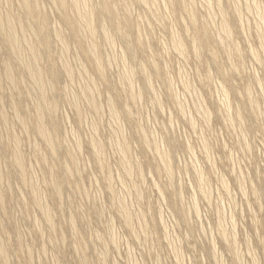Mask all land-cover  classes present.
Returning a JSON list of instances; mask_svg holds the SVG:
<instances>
[{
    "label": "rangeland",
    "instance_id": "374dc122",
    "mask_svg": "<svg viewBox=\"0 0 264 264\" xmlns=\"http://www.w3.org/2000/svg\"><path fill=\"white\" fill-rule=\"evenodd\" d=\"M86 1L84 4L89 6L88 9H93L94 6L97 8L104 2ZM143 1L107 0L116 8L117 20L128 18L133 23L124 27L123 34L126 33L124 37L128 38V43L115 31L109 18H94L97 25L101 21L106 23L112 38L107 43L108 39L100 30L95 34L102 59L100 74L93 58L86 52L91 37L84 32L80 33V41L73 37L71 29L62 19L64 8L61 9L55 0H38L35 8L45 16L44 36L49 38L47 44L37 40L36 36L33 37L35 18L23 13L20 8L22 0H1L2 18L15 14L13 18V15L9 16L13 20L11 22L15 23L14 33H20L15 34L17 40L26 35L28 37V40L21 39L24 44L21 40L19 42L20 49L27 46L20 51L22 60L27 61L31 57L27 42L38 49L40 64L37 69L41 68L39 71L46 83V98L56 101L57 107L52 114L47 112L44 117L47 128L53 133V151L35 128V111L40 103L37 91L39 86L34 85V79L27 77L29 75L20 68L21 61L16 60L18 55L14 56L13 52L10 54L4 35L0 33V93H3L0 94V176L3 178L0 179V202L4 201L0 203V243L6 249V257L9 259L6 258L4 263L0 256V264H264V0H220L221 3L218 4L216 0H209L212 6L208 0H183V3L180 0L179 3L174 1V4L173 1L172 4L169 3V0H154V3H151L153 0ZM221 9L231 24V37H226L221 29ZM190 11L195 13V22L190 19ZM68 12L72 13L70 10ZM208 14H211L209 16L213 23L208 20ZM21 16L23 19L17 21ZM21 23L23 25L20 28ZM56 29H60L59 32H55ZM203 29L210 35L208 43L202 41L200 33ZM172 32L177 35H172ZM59 33L64 34L67 46L59 40L61 38H56ZM113 35H116L114 40ZM139 35L142 42L138 40ZM177 38L182 39L186 53L176 48ZM234 44L239 48L238 53L234 51ZM177 52H181L183 57ZM200 55L199 60L197 57ZM106 59H111L110 62L107 60L110 64ZM154 61L155 63H151ZM5 62L9 63L15 74L13 76L18 90L12 89L15 84L9 82L5 71L1 69ZM64 63L68 64L73 74L71 70L70 74L64 71ZM232 63L238 66L237 70ZM139 65L142 66L141 69ZM81 67L83 70H80ZM127 67L135 68V75H131L130 79L126 77L128 80H119L125 75ZM148 70L149 75L146 72ZM122 71L125 73H121ZM122 74L124 75L120 76ZM126 80L131 83L130 86ZM29 86L30 89H27ZM83 89L86 90L84 95L81 93ZM90 90L95 97L94 108L87 96V91ZM223 91H227L228 95ZM247 91L252 92L249 94L252 97L254 95V99L249 97ZM131 94L135 96L133 99ZM138 96L140 99L137 100ZM218 100L223 108L217 103ZM225 102H229L230 111L225 107ZM181 103L184 108L180 106ZM73 105L79 108L75 110ZM202 106L203 109L200 108ZM205 109H209L210 115ZM129 112H132L131 115ZM228 115L231 120H228ZM22 118L27 121L26 125L21 124ZM51 121L53 122L50 123ZM91 140L95 141L94 144L97 141L100 144L94 146ZM117 142H120L119 146L123 145L120 147H123L121 150L124 149L125 154L122 153L125 156L118 150ZM15 151H20L19 156ZM37 152H41L40 157ZM100 154L101 157H97ZM160 155L163 159H160ZM17 156L21 157L22 169L15 165ZM122 156H129L128 160L125 161ZM101 159H105V162ZM22 170H25L24 173ZM50 170L55 175L49 176ZM127 171L131 173L128 174ZM57 178L58 181L55 180ZM200 180L203 183L199 184ZM6 181L8 182L5 183ZM57 184L60 193L52 190ZM224 184L229 190H225ZM200 185L202 188H199ZM30 186H35L37 193L42 190L41 197L38 196L42 205L35 203ZM206 190H210V194ZM44 192L47 196L43 195ZM138 194L142 195L141 198ZM57 197L60 200L56 201ZM122 202L125 210L120 206H123ZM44 211L49 212L50 220H47L49 218ZM126 213L134 215L127 216ZM123 214L128 218L136 216L129 219L134 224L126 222L127 218ZM140 216H144V219ZM52 218L54 222H51ZM235 243L237 244L234 245Z\"/></svg>",
    "mask_w": 264,
    "mask_h": 264
},
{
    "label": "bare ground",
    "instance_id": "6f19581e",
    "mask_svg": "<svg viewBox=\"0 0 264 264\" xmlns=\"http://www.w3.org/2000/svg\"><path fill=\"white\" fill-rule=\"evenodd\" d=\"M10 1V0H9ZM52 1H54V0H52ZM141 1H143V0H141ZM148 1H150V0H148ZM170 1V2H169ZM168 2L169 3H171L172 4V1H173V4H174V1H176L177 3H179V2H181L180 0H169ZM188 1V0H187ZM191 1V0H190ZM209 1V0H208ZM217 1V2H216ZM215 2H216V4H218V3H221V2H219L220 0H216ZM55 2L58 4V6L61 8V9H63L64 8V11H62L63 12V14L61 13V15H62V19H63V21L66 23V25H68L69 26V28L71 29V31H72V34H73V37L74 38H76L77 40H79L80 41V39H79V36H80V33H82V32H84V33H86L89 37H91V42H90V44H89V47H88V49L86 50V52H87V54L88 55H90L92 58H93V61H94V64H95V66L97 67V70L99 71V73L100 74H102V66H101V56H100V52H99V50H98V44L96 43V40H95V34L97 33V31L98 30H100V32L102 33V35L106 38V39H108V41H107V43L108 42H110V40L109 39H112L110 36V30H109V28L107 27V25H106V23L105 22H103V21H101L98 25L97 24H95V22H94V18L96 17V16H98V17H100V20H103V19H105V18H109V21L112 23L111 25H113V27L115 28V31L119 34V36L125 41V42H127L128 43V38L127 37H124V35L126 34H123V32H124V27H128L129 25H132L133 23H132V21H130V19H128V18H124L123 19V21H119V20H117V18H116V12H117V10H116V8L112 5V4H110L109 2H107V0H104V2L102 3V5H99L97 8H95L96 6H94V7H92L93 9H88V7L84 4L85 2H87L86 0H55ZM144 2V3H143ZM142 3L143 4H145V1H143ZM154 3L155 1L153 0V1H151V3ZM167 2V1H166ZM210 2V1H209ZM211 2H212V0H211ZM211 2H210V5H211ZM0 3H1V0H0ZM22 4L19 6L22 10H23V13H25L27 16H30V17H33V18H35V29L33 28V31H35V33H34V36L33 37H37V40L39 39L42 43H44V44H47V42H48V39H46L45 38V36H44V34H45V26H46V24H45V21H46V19H45V16L43 15V14H40V12L39 11H37V9H35V8H37L36 7V5H37V3H38V0H22V2H21ZM54 3V2H53ZM182 3H183V0H182ZM206 3V2H205ZM89 4V3H88ZM149 4V3H148ZM83 5L84 6H86V7H83ZM123 5H125V4H123ZM146 5V4H145ZM145 5H143L144 7H145ZM207 5V4H206ZM220 5V4H219ZM218 5V7L220 8V6ZM237 4H235V6H236ZM148 5H146V8H148L147 7ZM212 6V5H211ZM124 7V6H123ZM152 7V6H151ZM156 7V6H155ZM207 8H210L209 6H206ZM236 7H239V6H236ZM235 7V10H237V8ZM59 8V9H60ZM87 8V9H86ZM125 8V7H124ZM130 8V7H129ZM153 8V7H152ZM212 8V7H211ZM222 8V7H221ZM20 9V10H21ZM153 9H155L156 10V8H153ZM239 9V8H238ZM7 10V9H6ZM21 10V11H22ZM68 10H70V11H72V13L70 14L69 12H68ZM130 10V9H129ZM148 10H149V8H148ZM151 10V9H150ZM149 10V11H150ZM186 10V9H185ZM187 10H189V9H187ZM190 10H192V9H190ZM214 10V9H213ZM223 9H221V17L223 18H221L220 17V19H222V21L220 22L221 24V29H222V31H223V33L225 34V36L226 37H231L232 35V33H231V24H230V22H229V19L228 18H226L225 17V14H224V12L222 11ZM1 11V10H0ZM20 11V12H21ZM157 11V10H156ZM208 11V10H207ZM238 11V10H237ZM236 11V12H237ZM2 12V11H1ZM0 12V13H1ZM5 12V11H4ZM18 12V11H17ZM130 12V11H129ZM154 12V11H153ZM211 12V11H210ZM3 13V12H2ZM6 13V12H5ZM9 13V11L7 12V14ZM12 13H14V12H12ZM19 13V12H18ZM126 13V12H125ZM128 13V12H127ZM157 13V12H156ZM208 13H209V11H208ZM259 13V12H258ZM257 13V14H258ZM37 14H39V15H37ZM73 14H75L77 17H74V15ZM255 14V13H254ZM256 14V15H257ZM9 15H13L12 16V18L15 16V14H9ZM7 16V15H5V18L3 19L2 18V15H0V33L1 34H3L4 35V39L6 40V43H7V45L9 46V48H10V54H12V52L14 53L13 55L15 56V55H18V57H16V60L17 59H20L19 61H21V67L20 68H23L24 69V71L29 75V76H27V77H30L31 76V78H32V82L34 83V85H38L39 86V89H37V87H36V89H37V91H39V97H40V103L39 104H37L38 106H37V109H36V118H35V123H36V125H35V128H36V132H38L39 134H40V136L42 137V139L46 142V144H48L49 146H50V148L54 151V145H53V143H52V137H53V133H51L50 132V130L47 128V125H46V123L44 122V117H45V114L48 112V113H50V114H52V112H54L53 110L57 107V103H56V101H54V100H49L48 98H46V94H45V89H46V83H45V81H44V77H43V75H42V73L39 71V70H41V68L39 67V69H37V65H39L38 64V61H39V58H40V56H39V54H38V49H36L35 48V46L34 45H32L31 43H29V42H27V35L25 36V37H22V38H26L27 40H26V42H27V44H26V42H25V44L26 45H29V47L27 48V49H29L28 51H29V54H31V57H30V59L29 60H27V61H24V60H22V58H21V56H20V51H23L22 49L24 48V47H27V46H23V48L22 49H20V47H21V42L23 43V41L24 40H21L20 38H19V41L17 40V37H16V35H19L20 33H14V29H16V28H13V26H14V24L11 22V21H13V20H11L10 19V17L11 16ZM60 15V16H61ZM73 17H72V16ZM128 15H130V14H128ZM152 15V14H151ZM209 15H211V14H208L207 16H209ZM212 15H213V13H212ZM238 15V14H237ZM236 15V16H237ZM259 15V14H258ZM261 15V14H260ZM16 16H17V13H16ZM189 16H190V19H191V21L192 22H195V13L193 12V11H190V13H189ZM238 16H240V14L238 15ZM22 18H20L19 17V19L17 20V21H19L20 19H23V16H21ZM210 17V19H212L211 18V16H209ZM209 17H208V20L210 21V22H212L213 23V19H212V21L209 19ZM212 17H214V16H212ZM258 18H260L259 16H257ZM240 18V17H239ZM262 20H263V18H261ZM33 20V19H32ZM262 20H260L259 19V21L260 22H262ZM21 21V20H20ZM207 20H205V22H206ZM209 21H207L208 23H210ZM197 22V21H196ZM20 23V22H19ZM242 23V22H241ZM263 23V22H262ZM12 24V25H11ZM195 24V23H194ZM258 24V23H257ZM17 25H18V23H17ZM23 24L21 23V25H20V28H21V26H22ZM28 25V24H27ZM31 25V24H30ZM29 25V26H30ZM263 27H264V23H263V25H262ZM16 27V26H15ZM31 27H32V25H31ZM30 27V29H32ZM67 27V26H66ZM18 28H19V26H18ZM262 28V27H261ZM23 29H25V28H23ZM23 29H21V33H23ZM29 29V30H30ZM205 29V28H204ZM203 29V31L200 33L201 34V36H202V41H204L205 43H208V41H210V35L209 34H207V32L205 31ZM207 29V28H206ZM258 29H260V27L258 28ZM57 31H55V32H59L58 30H60V29H56ZM201 30H202V28H201ZM208 30V29H207ZM261 30V29H260ZM16 31H19V30H16ZM61 31H63L62 29H61ZM257 31V30H256ZM261 32V31H260ZM260 32H258V33H260ZM25 33V32H24ZM28 33V32H27ZM32 34H33V32H31ZM173 34L172 35H174V32H172ZM262 33V32H261ZM260 33V34H261ZM16 34V35H15ZM36 34V35H35ZM55 34V33H54ZM72 34H70V35H72ZM263 34H264V32H263ZM262 34V35H263ZM56 35H58V33L56 34ZM55 35V36H56ZM64 34H61V33H59V37H56V38H61V39H59L60 41L62 40L63 42H64V45L67 43V39L63 36ZM177 35V34H176ZM176 35H174V36H176ZM1 36V35H0ZM24 36V35H23ZM88 36H86V37H88ZM116 36V35H115ZM115 36L113 35V40H114V38H115ZM126 36V35H125ZM173 36V37H174ZM261 36V35H260ZM2 37V36H1ZM0 37V38H1ZM20 37V36H19ZM140 35H139V37H138V40L140 39ZM30 38H31V36H30ZM120 38V39H121ZM180 38V37H179ZM179 38H177L176 39V44H175V46H176V48L178 49V50H180L181 52H184V51H187L186 49L184 50V47H185V45L182 43L183 41H182V39L180 40ZM221 38V37H220ZM261 38H263V36H261ZM175 39V37L173 38V40ZM221 39H223V37L221 38ZM219 40L220 41V43L222 44V40ZM228 38H226V40H227ZM20 40H21V42H20ZM83 40V39H82ZM90 40V39H89ZM193 41H195V40H193ZM193 41H192V43H193ZM20 42V43H19ZM30 42H31V39H30ZM32 42H34V41H32ZM37 42V41H36ZM63 42H61V43H63ZM88 42V43H89ZM112 42V41H111ZM139 42H142L141 41V39L139 40ZM174 42V41H173ZM196 42V41H195ZM194 42V43H195ZM263 42V41H262ZM261 42V43H262ZM199 43V42H198ZM223 43H225V42H223ZM24 44V43H23ZM38 44V43H37ZM111 44H114L113 42L111 43ZM62 45V44H61ZM87 45V44H86ZM200 45V44H199ZM198 45V46H199ZM236 44H234L233 45V48H234V51L236 50L237 51V53H238V49L239 48H237L236 46H235ZM261 45V44H260ZM66 46H67V44H66ZM261 46H263V44L261 45ZM260 46V47H261ZM63 47H65V46H63ZM85 47V46H84ZM86 47V48H87ZM264 47V46H263ZM262 47V48H263ZM196 48V47H195ZM26 49V50H27ZM175 49V48H174ZM193 49H194V47H193ZM192 49V50H193ZM200 50V49H199ZM38 51V52H37ZM196 51H197V49H196ZM6 52V51H5ZM130 52V51H129ZM178 53V54H182V53ZM193 52H194V50H193ZM198 52V51H197ZM196 52V53H197ZM199 52H201V51H199ZM16 53V54H15ZM184 53H186V52H184ZM240 53V52H239ZM251 53L252 54H254L253 53V51L251 50ZM23 54H24V52H23ZM28 54V55H29ZM133 54V53H132ZM257 54V53H256ZM185 55V54H184ZM197 55H198V53H197ZM14 56H11V57H13L14 58ZM24 57H25V55H23ZM186 56V55H185ZM216 56V55H215ZM2 57H3V55H2ZM8 57V56H7ZM181 57H183L182 55H181ZM200 57H201V55L199 56V57H197V59L199 58V60H200ZM254 57H258V56H254ZM9 58V57H8ZM7 58V59H8ZM26 58V57H25ZM151 58V57H150ZM27 59H28V57H27ZM112 59V58H111ZM111 59H106V62L108 63V64H110L109 62V60H111ZM120 59V58H119ZM122 59V58H121ZM258 59V58H257ZM109 62H108V61ZM113 60V59H112ZM15 61V60H14ZM18 61V62H19ZM122 62H124L123 60H121ZM120 61V62H121ZM125 61H126V58H125ZM105 62V63H106ZM121 62V63H122ZM15 63H16V61H15ZM66 63H68V62H66ZM106 63V64H107ZM125 63V62H124ZM124 63H122V64H124ZM127 63V62H126ZM151 63H155V61L154 62H151ZM65 64V63H64ZM63 64V65H64ZM103 64V63H102ZM105 64V65H106ZM142 64V63H141ZM62 65V66H63ZM126 65V64H125ZM128 65V64H127ZM126 65V66H127ZM155 64H151V66H154ZM232 65H233V67H234V69L235 70H237V68H238V66H235V63L233 64L232 63ZM3 66V68H1V69H3L4 71H5V74L7 75V77H8V80H9V82L11 83V84H15V82H16V80H15V78H14V76L13 75H15V74H13V71L11 70V66L9 65V63L8 62H5L4 63V65H2ZM14 66V65H13ZM20 66V65H19ZM23 66V67H22ZM83 67H84V65H82ZM124 66V65H123ZM125 66V67H126ZM143 67L145 66L144 64L142 65ZM142 66L140 67V65H139V67H140V69L142 68ZM16 67H17V65H16ZM71 67V66H70ZM157 66L155 65V68H156ZM64 68V71L65 72H70V70H71V68H69V66H68V64H65V66L63 67ZM128 68V67H127ZM145 68V67H144ZM17 69V68H16ZM124 69V68H123ZM133 69H135V68H133ZM132 68H128V69H125V70H127V71H125V72H121V73H125V75L124 74H122V75H120V76H123V78H119V80L120 79H123L124 80V78H128V79H130L131 78V75H135V74H133L134 72V70H133ZM154 69V68H153ZM18 70V69H17ZM21 70V69H20ZM62 70V69H61ZM80 70H83L82 69V67H81V69ZM84 70H86V69H84ZM104 70V69H103ZM143 70V69H142ZM141 70V71H142ZM157 70V69H156ZM2 71V70H1ZM23 71V72H24ZM63 71V70H62ZM20 72V71H19ZM18 72V73H19ZM144 72H145V69H144ZM146 72H148V75H149V70L148 71H146ZM55 72H53V74H54ZM71 73H72V70H71ZM82 73V72H81ZM84 73H86V71L84 72ZM24 74V73H23ZM23 74H20V75H23ZM67 74V73H66ZM70 74V73H69ZM73 74V73H72ZM88 73H86V76L88 77V75H87ZM103 74H105V71H104V73ZM144 75H146L145 73H143ZM144 75H143V78H145L144 77ZM24 76H25V74H24ZM54 76H55V74H54ZM68 76V75H67ZM71 76H73V75H71ZM142 76V75H141ZM70 77V76H69ZM68 77V78H69ZM148 77V76H147ZM23 78V77H22ZM26 78V77H25ZM24 78V79H25ZM71 78V77H70ZM69 78V79H70ZM74 78V77H73ZM73 78H72V80H73ZM126 78V79H127ZM168 78H170V77H168ZM185 78V77H184ZM183 78V79H184ZM208 78V77H207ZM6 79V78H5ZM30 79V78H29ZM127 79V80H128ZM133 79V78H132ZM71 80V79H70ZM89 80H92L90 77H89ZM89 80H86V81H89ZM122 80V82H125V81H123ZM127 80H126V82H127ZM149 80H150V77H149ZM149 80H148V82H149ZM170 80V79H169ZM168 80V81H169ZM187 80V79H186ZM210 80V79H209ZM86 81H85V83H86ZM132 81V80H131ZM205 81V80H204ZM30 82V81H29ZM35 82H36V84H35ZM90 82V81H89ZM88 82V83H89ZM165 82H166V79H165ZM206 82H207V80H206ZM210 82V81H209ZM1 83V82H0ZM88 83H87V86H88ZM128 83V82H127ZM132 83H134V81L132 82ZM170 83V82H169ZM168 83V84H169ZM187 83V82H186ZM17 84V83H16ZM15 84V87L17 86ZM29 84H31V83H29ZM129 84V86L131 85V83L129 82L128 83ZM167 84V83H166ZM171 84V83H170ZM169 84V85H170ZM1 85V84H0ZM33 85V84H32ZM93 85V84H92ZM96 85V84H95ZM125 85H126V83H125ZM135 85V84H134ZM134 85H132V86H134ZM173 85V84H172ZM185 85V84H184ZM20 86V85H19ZM50 86V85H49ZM84 86V85H83ZM85 86H86V84H85ZM86 86V87H87ZM167 86V85H166ZM171 86V85H170ZM186 86V85H185ZM184 86V87H185ZM187 86H189V84L187 85ZM15 87H13L12 89L15 91V89H17V87L15 88ZM33 87V86H32ZM35 87V86H34ZM90 87V86H89ZM172 87V86H171ZM19 88V87H18ZM50 88V87H49ZM130 88V87H129ZM173 88V87H172ZM25 90H26V88H24ZM27 89H30V86L29 87H27ZM89 89V88H88ZM94 89H95V86H94ZM134 89V91H135V88H133ZM169 89V88H168ZM190 88L188 87V90H189ZM225 89V88H224ZM223 89V90H224ZM18 90V89H17ZM24 90V91H25ZM34 90L35 89H33V92H34ZM48 90V89H47ZM84 90V89H83ZM128 90V89H127ZM129 90H131V88L129 89ZM149 90H152V88H149ZM186 90H187V87H186ZM220 90H222V85L220 86ZM247 90H249V89H247ZM1 91V90H0ZM20 91V90H19ZM18 91V92H19ZM22 91V90H21ZM20 91V92H21ZM27 91V90H26ZM36 91V92H37ZM153 92H154V90H152ZM151 91V92H152ZM17 92V93H18ZM28 92H30V90H28ZM86 92V90H84V91H81V93L83 94V93H85ZM149 92V91H148ZM151 92H150V94H151ZM152 92V94H154ZM224 92V94L226 93V95H228V93H227V91H223ZM137 93H139V92H136V94ZM222 93V92H221ZM247 93L249 94V93H252V92H249V91H247ZM0 94H3V93H0ZM25 94H27V92L25 93ZM30 94V93H29ZM140 94V93H139ZM261 94H263V92L261 93ZM84 95V94H83ZM96 95V94H95ZM94 95V96H95ZM155 95V94H154ZM153 95V96H154ZM225 95V96H226ZM32 96V95H31ZM87 96L91 99V101H92V103H93V108H94V105H95V97H93L92 96V92H91V90L90 91H87ZM140 97H141V95H139ZM138 96V97H139ZM156 96V95H155ZM158 96V95H157ZM156 96V97H157ZM225 96H221L222 98H224ZM252 97V95L251 94H249V97ZM33 97V96H32ZM85 97V96H84ZM131 98L132 97H135V96H133L132 94H131V96H130ZM140 97L139 98H137V100L138 99H140ZM155 97V98H156ZM253 97H254V95H253ZM252 97V98H253ZM12 98H13V96L11 97V100H12ZM131 98H130V100H131ZM154 98V99H155ZM222 98H221V100H222ZM228 97L226 96V99H227ZM263 98H264V94H263ZM2 98H0V100H1ZM14 99H15V97H14ZM18 99V98H17ZM34 99V98H33ZM37 99V98H36ZM53 99V98H52ZM88 99V98H87ZM109 99H112V97L111 98H109ZM133 99V98H132ZM157 100H158V98H156ZM254 99V98H253ZM156 100V101H157ZM220 100V101H221ZM13 101V100H12ZM15 101V100H14ZM38 101H39V99H38ZM98 101V100H97ZM108 101H110V103H111V101L112 100H108ZM228 101V100H227ZM159 102V101H158ZM254 102H256V101H254ZM13 103V102H12ZM89 103H91V102H89ZM99 103V102H98ZM110 103H109V105H110ZM113 103V102H112ZM111 103V104H112ZM160 103V102H159ZM177 103V102H176ZM217 103H220L219 102V100H218V102ZM222 103H224V102H222ZM225 103H227V105H225V107H227V109H229V111H230V106L228 105L229 104V102H225ZM16 104V103H15ZM21 104V103H20ZM180 104V103H179ZM179 104H177L178 106H179ZM221 104V103H220ZM253 104V103H252ZM14 107H15V105L14 104H12ZM11 105V106H12ZM222 106V108H223V104H221ZM254 105V104H253ZM3 106V105H2ZM12 106V107H13ZM74 106V105H73ZM97 106V105H96ZM114 106V105H113ZM180 106H183V108H184V105H182V103H181V105ZM180 106H179V109H181L180 108ZM196 106V105H195ZM198 106V105H197ZM200 106H201V104H200ZM204 106V105H203ZM203 106L202 107H200L201 109H203ZM250 106H252V105H250ZM256 106V105H255ZM13 107V108H14ZM26 107V106H25ZM25 107L23 108V109H25ZM99 107H100V105H99ZM111 107V106H110ZM224 107V108H225ZM16 108H17V105H16ZM74 108H75V106H74ZM77 108H79V107H76L75 108V110L77 109ZM90 108V107H89ZM115 108V107H114ZM196 108H198L199 109V107H196ZM207 108V107H206ZM255 108V107H254ZM27 109V108H26ZM201 109H199V110H201ZM35 110V109H34ZM79 110V109H78ZM198 110V111H199ZM206 110V112L209 110V109H205ZM204 110V111H205ZM14 112H15V110H13ZM80 111V110H79ZM96 111V110H95ZM94 111V112H95ZM99 111V110H98ZM111 111V110H110ZM182 111H186V110H183L182 109ZM203 110H201V112H202ZM12 112V111H11ZM114 112H116V114L118 113L115 109H114ZM206 112H204V113H206ZM209 112V111H208ZM208 112H207V114H208ZM19 113V112H18ZM23 113V112H22ZM29 113V112H28ZM78 113V112H77ZM81 113V116H82V112H80ZM112 113H113V111H112ZM128 113V112H127ZM132 113V112H131ZM131 113L129 112V115H131ZM185 113V112H184ZM183 113V114H184ZM187 113V112H186ZM200 113V112H199ZM227 113V112H226ZM226 113H225V115H226ZM229 113H231V112H228V114ZM240 115V113H237V115ZM54 115V114H53ZM115 116V114H112V116ZM118 115V114H117ZM127 115V114H126ZM185 115H187V114H185ZM203 115V114H202ZM206 115V114H205ZM209 115H210V112H209ZM5 116H6V114H5ZM22 116V115H21ZM184 116V115H183ZM204 116V115H203ZM230 115H228V120H229V118H230V120H231V117H229ZM80 117V116H79ZM118 117V116H117ZM116 117V118H117ZM131 117V116H130ZM208 117V116H207ZM206 117V118H207ZM227 117V116H226ZM238 117H240V116H238ZM3 118V117H2ZM8 118V117H7ZM18 118V117H17ZM21 118V117H20ZM52 118V117H51ZM16 119V118H15ZM19 119V118H18ZM114 119V118H113ZM118 119H119V117H118ZM131 119V118H130ZM133 119H134V116H133ZM207 119H209V118H207ZM4 120V119H3ZM21 120V124L22 125H26V123H27V121L25 120V119H20ZM117 120V119H116ZM227 120V121H228ZM1 121V120H0ZM189 121V120H188ZM53 121H51L50 123H52ZM117 122L119 123V121L117 120ZM229 122V121H228ZM231 122V121H230ZM189 123H191L190 121H189ZM5 125H7L6 124V122L4 123ZM191 124H193V122L191 123ZM195 124V126H196V123H194ZM3 125V124H2ZM120 126H121V124H119ZM230 125V124H229ZM9 126V125H8ZM4 127V126H3ZM7 127V126H6ZM6 127H4V128H6ZM23 127V126H22ZM25 127V126H24ZM193 127V126H192ZM194 128V127H193ZM196 128V127H195ZM26 129H28L27 127H26ZM117 129H118V127H117ZM116 129V130H117ZM10 130V129H9ZM13 130V129H12ZM30 130V129H29ZM115 130V131H116ZM119 130H121V129H119ZM124 130V129H123ZM25 131V130H24ZM57 131V130H56ZM115 131H114V133H115ZM124 132V131H123ZM123 132H121V133H123ZM141 132H144L143 130L141 131ZM119 133H120V131H119ZM7 134H9V133H7ZM115 134H117V133H115ZM124 134V133H123ZM123 134H121V135H123ZM143 134V133H142ZM12 135V134H11ZM125 136V135H124ZM148 136V135H147ZM3 137V136H2ZM13 137V136H12ZM58 137V136H57ZM14 138V137H13ZM123 138V137H122ZM126 138V137H125ZM150 138V137H149ZM148 138V139H149ZM16 139V138H15ZM15 139H13V141H15ZM55 139V138H54ZM53 139V140H54ZM142 139H144V136H143V138ZM7 140H9V139H7ZM97 140L98 141H100L98 138H97ZM92 141V140H91ZM94 141V140H93ZM93 141H92V143H93ZM96 142V144H94V146H97V143H99V142ZM122 141H124V140H122ZM126 141V140H125ZM127 141H128V139H127ZM146 142H147V138H146V140H145ZM6 142V141H5ZM8 142V141H7ZM17 142H19V141H17ZM95 142V141H94ZM8 143H10V142H8ZM92 143H91V145H92ZM116 143V142H115ZM118 143V142H117ZM120 143V142H119ZM119 143H118V150L120 151V153H124L125 151H123V150H121L123 147H120V146H123V145H120L119 146ZM148 143V142H147ZM146 143V144H147ZM16 144V143H15ZM81 144V143H80ZM100 144V143H99ZM98 144V145H99ZM114 144V143H113ZM125 144V143H124ZM129 144V143H128ZM1 145V144H0ZM12 145H13V143H12ZM17 145V144H16ZM10 146V145H9ZM18 146H19V144H18ZM80 146V145H79ZM93 146V145H92ZM114 146H115V144H114ZM116 146V147H117ZM99 147V146H98ZM100 147H103L102 145L100 146ZM115 147V149H117ZM157 147H158V145H157ZM9 148V147H8ZM128 148V147H127ZM126 148V149H127ZM131 148V147H130ZM6 149V148H5ZM10 149H11V147H10ZM9 149V150H10ZM129 149V148H128ZM159 149V148H158ZM208 149V148H207ZM37 150V149H36ZM52 150H50V151H52ZM56 150V149H55ZM153 150V149H152ZM160 150V149H159ZM206 150V149H205ZM35 151V150H34ZM38 151V150H37ZM53 151H52V153H53ZM129 151H130V149H129ZM128 151V152H129ZM161 152H162V150H160ZM1 152H3V151H1ZM15 152H18V151H15ZM20 152V151H19ZM18 152V156H19V153ZM154 152V151H153ZM206 152V151H205ZM22 153V152H21ZM34 153V152H33ZM37 153H39V152H37ZM41 153V152H40ZM40 153H39V157L41 156L40 155ZM94 153V152H93ZM123 153L121 154V155H123ZM24 154V153H23ZM43 154V153H42ZM125 154V153H124ZM55 155V154H54ZM96 155V154H95ZM101 155L102 154H100V156H97V157H101ZM127 155V154H126ZM156 155H159V153L158 154H156ZM12 156V155H11ZM14 157L15 158V165L18 167V168H20V169H22V160L19 158V157ZM21 156V155H20ZM34 156H36L37 158H38V156L37 155H34ZM94 156V155H93ZM123 156H125V155H123ZM122 156V159L123 158H125V157H123ZM162 156H163V154H162ZM9 157V156H8ZM46 157V156H45ZM45 157H43V159H45ZM72 157V156H71ZM94 157H96V156H94ZM129 156H127L126 158H125V161H126V159L128 158ZM131 157V156H130ZM34 159H35V157H33ZM162 157H161V155H160V159H161ZM166 158V157H165ZM164 158V159H165ZM169 158V157H168ZM24 159V158H23ZM96 159V158H95ZM132 159V158H131ZM163 159V158H162ZM36 160V159H35ZM42 160V159H41ZM98 160V159H97ZM100 160V159H99ZM102 161H104L103 159H101ZM128 160V159H127ZM169 160V163L171 162L170 161V159H168ZM24 161V160H23ZM37 161V160H36ZM47 161V160H46ZM130 161V160H129ZM161 161V160H160ZM38 162V161H37ZM45 162V161H44ZM97 162V161H96ZM105 162V161H104ZM123 162V161H122ZM121 162V163H122ZM4 163V162H3ZM2 163V165H4ZM14 163V162H13ZM97 163H100L99 161L97 162ZM96 163V164H97ZM120 163V164H121ZM126 163V162H125ZM134 163H136V162H134ZM163 163V162H162ZM45 164V163H44ZM47 164V163H46ZM95 164V165H96ZM101 164V163H100ZM99 164V165H100ZM48 165H49V162H48ZM166 165H168V166H170L171 167V165L170 164H166ZM165 165V166H166ZM10 165H8V167H9ZM26 166H27V164H26ZM50 166V165H49ZM124 165H122V167H123ZM128 166H129V162H128ZM127 166V167H128ZM132 166V165H131ZM140 166V165H139ZM139 166H137V167H139ZM164 166V165H163ZM164 166V167H165ZM193 166H195L194 164H193ZM48 167V166H47ZM96 167H97V165H96ZM101 167V166H100ZM103 167V166H102ZM156 167V166H155ZM46 168V167H45ZM51 168V167H50ZM125 168V167H124ZM124 168H123V171H124ZM195 168V167H194ZM13 169V168H12ZM52 169H54V168H52ZM101 169V168H100ZM103 169V168H102ZM132 169V168H131ZM130 169V171H132ZM136 169H138V168H136ZM140 169V168H139ZM168 169V168H167ZM171 169V168H170ZM126 170V169H125ZM128 171H129V168L127 169ZM160 170V169H159ZM162 170H164L163 169V167H162ZM166 170V169H165ZM169 170V169H168ZM168 170H167V172H168ZM196 170H197V168H196ZM4 171H5V169H4ZM7 171V170H6ZM8 171H9V169H8ZM23 171H25V170H22V172ZM45 171H47V170H45ZM128 171H127V173H128ZM141 171V170H140ZM143 171V170H142ZM161 171V170H160ZM21 172V171H20ZM21 172V173H22ZM52 172L54 173V171L52 170H50V175L49 176H52V175H55V173L54 174H52ZM124 172H126V171H124ZM138 172H139V170H138ZM171 172V171H170ZM198 172H200V170L198 171ZM9 173V172H8ZM24 173V172H23ZM129 173H131V172H129ZM128 173V174H129ZM132 173H133V171H132ZM203 173V172H202ZM13 174H15V172H13ZM16 174H18V173H16ZM20 174V173H19ZM28 174V173H27ZM128 174H127V176H128ZM140 174V173H139ZM201 174V173H200ZM0 175H1V169H0ZM23 175V174H22ZM25 175H26V173H25ZM111 175V174H110ZM131 176H132V174H130ZM141 175V174H140ZM169 175V174H168ZM197 175H199V174H197ZM5 176H7V175H5ZM9 176V175H8ZM21 176V175H20ZM105 176V175H104ZM123 176H125V175H123ZM4 177V176H3ZM109 177V176H108ZM129 177V176H128ZM201 177H202V174H201ZM17 178V177H16ZM49 178V177H48ZM66 178V177H65ZM103 178H106L107 179V177H103ZM110 178V177H109ZM112 178V177H111ZM197 178H198V176H197ZM0 179H3L1 176H0ZM7 179V178H6ZM24 179V178H23ZM46 179V178H45ZM44 179V180H45ZM51 179V178H50ZM198 179H200V178H198ZM19 180V179H18ZM56 181H58L59 179L57 178V179H55ZM110 180V179H109ZM108 180V181H109ZM204 180H206V179H204ZM1 181V180H0ZM9 181V180H8ZM8 181H6L5 183H7ZM27 181H29V178H28V180ZM34 181V180H33ZM36 181V180H35ZM51 181V180H50ZM105 181V180H104ZM111 181H112V179H111ZM4 182V181H3ZM20 182V181H19ZM67 182V181H66ZM110 182V181H109ZM200 182H202V180H200L199 181V184H201ZM21 183V182H20ZM29 183H32V182H29ZM36 183V182H35ZM39 183V182H38ZM48 183V182H47ZM56 183V182H55ZM108 183V182H107ZM111 183V182H110ZM109 183V184H110ZM203 183V182H202ZM206 183V182H205ZM204 183V184H205ZM10 184V183H9ZM22 184V183H21ZM45 184H46V182L44 183V186H45ZM197 184H198V182H197ZM204 184H202V185H204ZM227 184V183H226ZM4 185V184H3ZM7 185V184H6ZM30 185V184H29ZM33 185V184H32ZM49 185V184H48ZM111 185V184H110ZM169 185V184H168ZM206 185V184H205ZM204 185V186H205ZM38 186H40L39 184H38ZM37 186V187H38ZM47 186V185H46ZM50 186V185H49ZM112 186V185H111ZM201 186V185H200ZM224 186H225V184H224ZM31 187V189L33 190V193H34V201H35V203H37L38 205H42L41 203V200H40V198L38 197V196H40L41 197V192H42V190H40L41 192H39V193H37V188H35V186H30ZM41 187V186H40ZM52 187L54 188V186L52 185ZM56 188L55 189H52L51 187V189L52 190H56V191H58L59 193H60V187H59V185L57 184L56 186H55ZM4 188H6V186L4 187ZM12 188V187H11ZM10 188V189H11ZM24 188H25V186H24ZM199 188H202V186L201 187H199ZM226 188H228L227 186H225V190L227 191V189ZM30 189V188H29ZM108 189H109V187H108ZM112 189V188H111ZM140 190H141V188H139ZM28 190V189H27ZM138 190V189H137ZM201 190V189H200ZM228 190H229V188H228ZM242 190H243V188H242ZM2 191H3V189H2ZM51 191V190H50ZM202 191V190H201ZM4 192V191H3ZM6 192V191H5ZM10 192H11V190H10ZM52 192V191H51ZM55 192V191H54ZM57 192V193H58ZM109 192L111 193V191L109 190ZM140 192L141 191H139V194H140ZM163 192V191H162ZM206 192H207V190H206ZM205 192V193H206ZM209 192V193H208ZM207 193L208 194H210V190L208 191ZM32 193V192H31ZM32 193V194H33ZM58 193V194H59ZM115 193V192H114ZM203 193V192H202ZM227 194H229L228 192H226ZM256 193V192H255ZM31 194V195H32ZM40 194V195H39ZM45 194V192L43 193V195ZM139 194H138V196H139ZM204 194V193H203ZM202 194V195H203ZM111 195V194H110ZM114 195V194H113ZM204 195H206V194H204ZM203 195V196H204ZM45 196H47L46 194H45ZM45 196H43V197H45ZM52 196H53V194H52ZM112 196V195H111ZM141 196L142 195H140L139 197L141 198ZM209 196V195H208ZM60 197V196H59ZM59 197H57L56 198V201H57V199H59ZM114 197V196H113ZM47 198V197H46ZM53 198V197H52ZM139 198V199H140ZM207 198H209V197H207ZM48 199V198H47ZM1 200V199H0ZM3 200V199H2ZM21 200V199H20ZM42 200H43V198H42ZM60 200V199H59ZM23 201V200H22ZM45 201H46V199H45ZM45 201H43V202H45ZM2 202V201H1ZM0 202V203H1ZM4 202V201H3ZM2 202V203H3ZM6 202V201H5ZM11 202V201H10ZM9 202V203H10ZM24 202L26 203L27 201H25L24 200ZM41 202V203H40ZM1 203V204H2ZM121 204H123V206L122 205H120L122 208L124 207V203L122 202ZM4 205V204H3ZM26 205H27V203H26ZM47 205H49V204H47ZM119 205V204H118ZM30 206V205H29ZM40 207V206H39ZM43 207V206H42ZM26 207H24V209H25ZM46 210H48V207L46 206ZM50 209V208H49ZM127 209V208H126ZM44 209L42 208V210L41 211H43ZM50 210H52V209H50ZM119 210V209H118ZM124 210H125V207H124ZM94 211V210H93ZM123 211V210H122ZM127 211V210H126ZM129 211H131V210H129ZM26 212V211H25ZM28 212V211H27ZM45 213H46V217H50L49 216V212L48 211H44ZM53 213L54 211H50V213ZM124 212V211H123ZM145 212H148V211H145ZM145 212H143L144 214H145ZM1 213V212H0ZM3 213V212H2ZM121 213V212H120ZM130 213V212H129ZM128 213V214H129ZM131 213H133V212H131ZM140 213V212H139ZM94 214V213H93ZM100 214V213H99ZM103 214V213H102ZM125 214V213H124ZM123 214V215H124ZM127 214V213H126ZM128 214H127V216H128ZM149 214V213H148ZM51 215V214H50ZM96 215V214H95ZM122 215V214H121ZM130 215V214H129ZM134 215V214H133ZM133 215H130V216H133ZM139 215V214H138ZM137 215V216H138ZM142 215V214H141ZM152 215V214H151ZM42 216V215H41ZM53 216V215H52ZM100 216V215H99ZM125 216V215H124ZM127 216H125V218H127L126 219V222H128L129 221V219H133L134 217H136V216H134L133 218H128ZM148 216V215H147ZM153 216V215H152ZM151 216V217H152ZM29 217V216H28ZM71 217V216H70ZM97 217V216H96ZM142 216H140V218H141ZM149 217H150V215H149ZM5 218V217H4ZM34 218V217H33ZM54 218H56V217H54ZM124 218V219H125ZM139 218V217H138ZM138 218H137V220H138ZM161 218H162V215H161ZM32 219V218H31ZM47 219V218H46ZM69 219V218H68ZM70 219H72V218H70ZM69 219V220H70ZM101 219V218H100ZM123 219V220H124ZM142 219H144V216L142 217ZM149 219V218H148ZM147 219V220H148ZM163 219V218H162ZM1 220H2V218H1ZM34 220V219H33ZM37 220V218H35V221ZM44 220H45V217H44ZM47 220H50V218L49 219H47ZM4 221V220H3ZM14 221V220H13ZM54 222V220H53V218H52V220H51V222ZM56 221V220H55ZM76 221V220H75ZM159 221H161V220H159ZM164 221V220H163ZM73 222H74V220H73ZM129 222H132L133 223V220L131 221H129ZM145 221H143V223H144ZM148 222V221H147ZM146 222V223H147ZM162 222V221H161ZM33 223H35V222H33ZM110 223V222H109ZM108 223V224H109ZM132 223H129V224H132ZM160 223V222H159ZM1 224V223H0ZM36 224V223H35ZM75 224V222L72 224V225H74ZM112 224V222L110 223V225ZM134 224V223H133ZM162 224V223H161ZM71 225V226H72ZM141 225V224H140ZM140 225H138L139 226V228L141 227ZM145 225V224H144ZM165 224L163 223V228L165 227L164 226ZM37 226V225H36ZM39 226V225H38ZM126 226H127V223H126ZM132 226V225H131ZM134 226V225H133ZM0 227H1V225H0ZM47 227H49V226H47ZM107 227H109V225L107 226ZM135 227V226H134ZM148 227V226H147ZM220 227V226H219ZM112 228V227H111ZM136 228V227H135ZM141 228H143V227H141ZM223 228V227H222ZM222 228H221V230H222ZM225 228V227H224ZM38 229V228H37ZM73 229V228H72ZM148 229V228H147ZM150 230H151V228H149ZM3 230V229H2ZM75 231H76V229H74ZM110 231H111V229H109ZM226 230V229H225ZM71 231V230H70ZM74 231V232H75ZM52 232V231H51ZM133 232H135V231H133ZM152 232V231H151ZM56 232L54 231V234H55ZM76 233V232H75ZM112 233V232H111ZM110 233V237L112 236V234ZM223 233H225V232H223ZM59 234V233H58ZM222 234V233H221ZM19 235V234H18ZM81 236V235H80ZM18 237V236H17ZM82 237V236H81ZM80 237V238H81ZM226 239V238H225ZM0 240H1V238H0ZM59 240V239H58ZM83 240V239H82ZM115 240V239H114ZM114 240H113V242H114ZM46 241V240H45ZM61 242H62V239L60 240ZM21 242V241H20ZM51 242V241H50ZM57 242V241H56ZM76 242V241H75ZM86 242V241H85ZM116 242L117 241H115V243H114V245L116 244ZM235 242V241H234ZM234 242H232V243H234ZM22 243V242H21ZM43 243H44V241H43ZM62 243H64V242H62ZM84 243V242H83ZM42 244V243H41ZM237 243H235L234 245H236ZM3 245V244H2ZM2 245H1V243H0V256H1V258L4 260L3 262L5 263L6 261V256H8V253L6 252V249L5 248H3L2 247ZM57 245H59V244H57ZM56 245V246H57ZM62 245V244H61ZM60 245V246H61ZM75 245H77V244H74V246ZM78 245H80V244H78ZM84 245H87L86 243H84ZM6 246V245H5ZM4 246V247H5ZM42 246H43V244H42ZM116 246V245H115ZM229 246H230V244H229ZM22 247V246H21ZM27 247V246H26ZM86 247V249H87V246H85ZM42 248H44V247H42ZM46 248V247H45ZM55 248V247H54ZM81 248V247H80ZM235 248V247H234ZM20 249H22V248H20ZM29 249V248H28ZM56 249V248H55ZM74 249H76V248H74ZM45 251V250H44ZM33 251H31V253H32ZM234 252V251H233ZM237 252V251H236ZM10 253V252H9ZM80 253H82V252H80ZM28 254V253H27ZM46 255V254H45ZM236 255V254H235ZM103 256H101V258H102ZM106 257V256H105ZM10 258H11V256H10ZM217 258V257H216ZM215 258V259H216ZM99 259V258H98ZM103 259H105L104 257H103ZM7 260H9L8 258H7ZM104 261H106V260H104ZM103 260H102V262H104ZM33 262V261H32ZM218 262V261H217ZM8 263H10V262H8ZM82 263V262H81ZM99 263H101V262H99ZM7 264V263H6ZM57 264V263H56Z\"/></svg>",
    "mask_w": 264,
    "mask_h": 264
}]
</instances>
